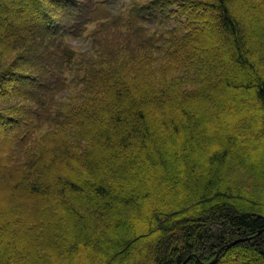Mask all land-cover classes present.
Wrapping results in <instances>:
<instances>
[{
  "label": "trees",
  "instance_id": "obj_1",
  "mask_svg": "<svg viewBox=\"0 0 264 264\" xmlns=\"http://www.w3.org/2000/svg\"><path fill=\"white\" fill-rule=\"evenodd\" d=\"M11 1L0 264H264V0Z\"/></svg>",
  "mask_w": 264,
  "mask_h": 264
},
{
  "label": "rangeland",
  "instance_id": "obj_2",
  "mask_svg": "<svg viewBox=\"0 0 264 264\" xmlns=\"http://www.w3.org/2000/svg\"><path fill=\"white\" fill-rule=\"evenodd\" d=\"M11 1V0H10ZM123 1H128V0H117L116 2H115V4H114V6L112 7L114 10H119V8H120V6H121V4H122V2ZM12 2V1H11ZM12 4V3H11ZM7 6H9V3L7 4ZM4 15H5V13H4ZM6 17H7V15H5ZM216 41H218V38H216ZM74 43L75 44H78V45H82V44H86L84 41H79V40H76V41H74ZM87 45V44H86ZM84 47V46H83ZM223 55L224 56H226V52H224L223 53ZM229 63H230V60L229 59H225L224 60V62H223V68L224 69H227V66H229ZM241 86H243V82H241ZM239 86V85H238ZM232 90L234 91V92H239V93H242L244 90H241V87H236V86H233L232 87ZM182 134L183 135H186V136H188V131H186V128H184L183 127V130H182ZM261 135L263 134V133H260ZM260 135V136H261ZM260 136H257V137H260ZM181 137H183V136H181ZM180 137V138H181ZM207 139L208 138H206V141H207ZM178 140V139H177ZM177 140H173V143H174V148L177 150V151H179L180 150V152H181V146L179 145V143H176L175 141H177ZM215 144L217 145V142H215ZM246 145V144H245ZM179 146V147H178ZM200 148H203L201 145H200ZM207 149V147L205 146L203 149H201L200 150V152H199V154H197L198 156H199V158H202V160L205 162L206 160L205 159H203L204 157V152H205V150ZM257 150H260V152L262 153V155H264V142H263V145L261 146V147H259V148H257ZM185 155V154H184ZM196 155V154H195ZM192 156V153H186V156H183V154H181V153H179V156H178V160L179 161H177V162H179V165H181V167H182V169H183V172H182V174H180V176H178V178H180V183L181 184H184V181L186 180V179H192V175L191 174H189V173H187V169L186 168H183L185 165H188L189 164V160H190V157ZM264 157V156H263ZM205 172H207V171H205ZM208 174H206V175H211V173L210 172H207ZM194 176V175H193ZM242 240H244L243 238L241 239V241ZM233 245V244H232ZM256 264H261L260 262H256Z\"/></svg>",
  "mask_w": 264,
  "mask_h": 264
},
{
  "label": "water",
  "instance_id": "obj_3",
  "mask_svg": "<svg viewBox=\"0 0 264 264\" xmlns=\"http://www.w3.org/2000/svg\"><path fill=\"white\" fill-rule=\"evenodd\" d=\"M240 240H241V239H239V240H235V241H233L232 243H230L228 246H231L232 244H235V243H237V242L240 241ZM217 259H218V256H217L214 260H212L210 263H208V264H213V263H215Z\"/></svg>",
  "mask_w": 264,
  "mask_h": 264
}]
</instances>
